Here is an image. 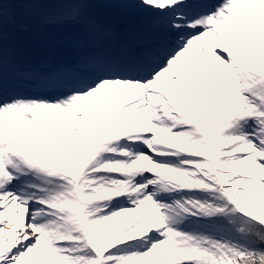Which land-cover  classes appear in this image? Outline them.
I'll return each instance as SVG.
<instances>
[{"label":"snow or ice","instance_id":"obj_1","mask_svg":"<svg viewBox=\"0 0 264 264\" xmlns=\"http://www.w3.org/2000/svg\"><path fill=\"white\" fill-rule=\"evenodd\" d=\"M0 264H264V0H0Z\"/></svg>","mask_w":264,"mask_h":264}]
</instances>
